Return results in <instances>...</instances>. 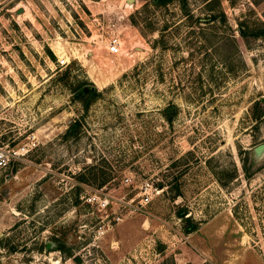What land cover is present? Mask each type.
I'll use <instances>...</instances> for the list:
<instances>
[{
    "label": "rangeland",
    "instance_id": "rangeland-1",
    "mask_svg": "<svg viewBox=\"0 0 264 264\" xmlns=\"http://www.w3.org/2000/svg\"><path fill=\"white\" fill-rule=\"evenodd\" d=\"M242 28L264 0H0V146L28 151L0 172V264H264V35Z\"/></svg>",
    "mask_w": 264,
    "mask_h": 264
},
{
    "label": "built area",
    "instance_id": "built-area-1",
    "mask_svg": "<svg viewBox=\"0 0 264 264\" xmlns=\"http://www.w3.org/2000/svg\"><path fill=\"white\" fill-rule=\"evenodd\" d=\"M108 50L110 53H113V54H118L121 51V43L118 38L113 39L109 43ZM60 63L61 65H65L66 61L61 60ZM23 151L25 153L28 152L26 148L22 149L21 151H11L10 149H8V146H0V172L6 170L9 167L12 159H21L20 157L23 155L22 154ZM126 182H130V179H126ZM141 187L143 190V197H144L143 201L147 205L152 200L151 195L154 192L158 193V190L154 188L153 185L150 183H145ZM97 199L100 202L99 204L103 208L107 207L110 204V200L107 196L104 199H101V197H98L97 194L92 199L91 198L88 199V201L91 202Z\"/></svg>",
    "mask_w": 264,
    "mask_h": 264
},
{
    "label": "trees",
    "instance_id": "trees-1",
    "mask_svg": "<svg viewBox=\"0 0 264 264\" xmlns=\"http://www.w3.org/2000/svg\"><path fill=\"white\" fill-rule=\"evenodd\" d=\"M152 1H153L154 5L166 6L174 0H152ZM213 19H214V17H213ZM241 34L246 36V37H248V35H252L254 37H257V36L264 35V32L262 31V29H260V30L255 29V31L249 33V32H246V30H243V28H242ZM85 87H86V83H84V82L80 83L76 86V88L74 89V92L77 94V97H79V99L85 103V106L88 107L90 104V98H92L96 92L93 89H90L88 92H84ZM80 92H82V94H80ZM262 115H264V112L262 114H257L256 117H260ZM185 215H186V213H184V212L180 213L181 217H185ZM198 228H199L198 224L197 225L193 224L192 226H190V228L186 229V233H188V234L193 233V232L197 231Z\"/></svg>",
    "mask_w": 264,
    "mask_h": 264
},
{
    "label": "water",
    "instance_id": "water-1",
    "mask_svg": "<svg viewBox=\"0 0 264 264\" xmlns=\"http://www.w3.org/2000/svg\"><path fill=\"white\" fill-rule=\"evenodd\" d=\"M132 1V0H131ZM90 88H85L84 92H88ZM82 93V92H80ZM253 162H258L264 158V143L256 146L253 150Z\"/></svg>",
    "mask_w": 264,
    "mask_h": 264
},
{
    "label": "flooded vegetation",
    "instance_id": "flooded-vegetation-1",
    "mask_svg": "<svg viewBox=\"0 0 264 264\" xmlns=\"http://www.w3.org/2000/svg\"><path fill=\"white\" fill-rule=\"evenodd\" d=\"M90 89H91V88H90ZM90 89H89V90H90Z\"/></svg>",
    "mask_w": 264,
    "mask_h": 264
}]
</instances>
